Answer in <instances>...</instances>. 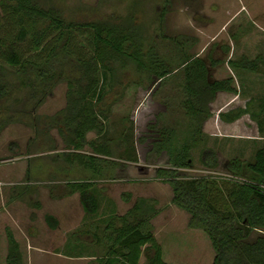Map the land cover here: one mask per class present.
Listing matches in <instances>:
<instances>
[{
	"label": "rangeland",
	"instance_id": "374dc122",
	"mask_svg": "<svg viewBox=\"0 0 264 264\" xmlns=\"http://www.w3.org/2000/svg\"><path fill=\"white\" fill-rule=\"evenodd\" d=\"M45 2L59 8L66 21H99L112 16L127 23L133 18L144 33V50L154 46L161 58L172 63V72L164 79L150 80L148 73L135 75L131 68L119 71L120 83L114 84L104 101L105 137L117 139L125 128L132 126L138 161L105 159L107 163H100L103 175L99 177H92L90 171H83L76 163L65 162L61 154L67 151L57 130L42 124L45 116H53L64 108L65 82L57 83L36 108L39 133L22 122L3 129L0 133V264H7L8 231L18 243L23 264H95L91 257L95 249L75 240L72 234L86 228L92 220L101 222L108 214H123L139 197L156 202L158 214L151 225L166 262L211 264L214 252L207 236L202 230L190 227L189 214L171 203V186L156 176L158 168H169L171 164L167 152H157L153 143L163 129H173L178 142H188L189 120L182 108L183 66L179 67L182 59L178 60V56L181 52L201 58L211 56L221 60L212 69V77L217 80L232 77L240 95H217L202 139L189 151L191 166L178 168L176 175L222 181L229 176L225 170L227 160L253 159L255 151L264 144V133H259L256 121L246 114L237 123L238 127L232 126L234 130L228 132L219 113L252 101L249 112L264 117L260 113L264 104V75L242 72L240 67L228 64L245 57L258 60L259 69L264 70V0ZM243 122L250 130L244 132L240 126ZM87 138L93 139L95 135L89 133ZM204 149L216 152V167L202 164ZM82 179L96 184L99 208L95 215L85 213L78 193H67L66 182ZM127 194L131 195L129 201L125 200ZM48 214L57 219L56 229L47 226Z\"/></svg>",
	"mask_w": 264,
	"mask_h": 264
},
{
	"label": "trees",
	"instance_id": "16d2710c",
	"mask_svg": "<svg viewBox=\"0 0 264 264\" xmlns=\"http://www.w3.org/2000/svg\"><path fill=\"white\" fill-rule=\"evenodd\" d=\"M111 17L66 21L60 9L45 0H0V133L21 122L39 133L36 108L57 83L65 82L64 108L45 116L42 124L57 130L67 151L61 154L64 161L76 163L92 177L103 175L100 163H107L105 159L138 161L132 126L117 139L105 137L104 101L114 84L120 83L119 71L131 68L135 75L148 73L150 80L164 79L172 72V63L161 58L154 46L144 50V33L133 18L124 23L123 18ZM178 60L179 67L183 66L182 108L189 120L190 139L180 143L173 129L159 131L153 146L157 152H167L171 167L158 168L156 176L169 183L171 203L189 214L190 227L207 236L214 252L211 264H264V144L250 161L227 160L225 170L242 183L176 175L178 168L191 166L189 151L202 139L217 94L236 92L232 77H212V69L221 60L182 52ZM228 64L254 71L258 60L242 57ZM251 102L219 113L220 120L231 123L248 114L259 133H264V117L249 112ZM261 108L263 114L264 104ZM89 133L95 138L89 140ZM201 162L216 167V152L204 149ZM65 187L68 194L78 193L85 213H97L93 180L68 181ZM130 197L127 194L125 200ZM157 214L154 200L139 197L123 214H108L101 222L92 220L72 237L95 249L91 255L95 264H171L163 259L153 233L151 220ZM45 222L50 229L58 226L49 214ZM7 241V264H23L18 243L9 231Z\"/></svg>",
	"mask_w": 264,
	"mask_h": 264
},
{
	"label": "crops",
	"instance_id": "0c3cea01",
	"mask_svg": "<svg viewBox=\"0 0 264 264\" xmlns=\"http://www.w3.org/2000/svg\"><path fill=\"white\" fill-rule=\"evenodd\" d=\"M241 69V71L242 72H248V73H251V74H255V73H261L262 75H264V70H260L259 69V67H258V65H257V68L254 70V71H250V70H247V69H243V68H240ZM253 77V76H252ZM258 79V78H257ZM256 79V80H257ZM264 79V78H263ZM251 80H253V81H255V78H251ZM259 80V79H258ZM253 86V85H252ZM253 88V87H252ZM221 93H227V92H220V93H218V94H221ZM217 94V95H218ZM235 95L237 94V95H240V93L239 92H237V89H236V92L234 93ZM260 96L262 95L263 96V94H259ZM225 100H227L226 98L224 99V101ZM249 101V100H248ZM251 102V101H250ZM251 104V103H250ZM238 107H241V108H244L245 107V104H244V106H241V105H236V106H233V107H228V109L227 110H223L222 111V113H224V112H227V111H229V110H231V109H234V108H238ZM242 119H244L243 117H241V118H239L238 120H236V121H234V122H231V123H226V122H222L223 124H224V130H226V131H228V132H231V129H233L234 130V128H231L232 126L233 127H238V126H236L237 125V123H239V121L241 120V121H243ZM240 126H242L243 127V130H244V132L246 131V130H250V127H248V126H245V124H244V122H243V124H241ZM242 130V131H243ZM243 134V133H242ZM241 137H244V136H241ZM239 158V157H238ZM241 158V157H240ZM242 159V158H241ZM98 182L100 183V182H102V180H98Z\"/></svg>",
	"mask_w": 264,
	"mask_h": 264
},
{
	"label": "built area",
	"instance_id": "2783aa9c",
	"mask_svg": "<svg viewBox=\"0 0 264 264\" xmlns=\"http://www.w3.org/2000/svg\"><path fill=\"white\" fill-rule=\"evenodd\" d=\"M226 179H230V180H233V181H235V182H239V183H242V182H243V180H241V179H239V178H237V177H234V176H232V175H230V174H229L228 178H226ZM261 187H262V189H264V185L261 186Z\"/></svg>",
	"mask_w": 264,
	"mask_h": 264
},
{
	"label": "flooded vegetation",
	"instance_id": "af4514ba",
	"mask_svg": "<svg viewBox=\"0 0 264 264\" xmlns=\"http://www.w3.org/2000/svg\"><path fill=\"white\" fill-rule=\"evenodd\" d=\"M158 140V138L155 139V141Z\"/></svg>",
	"mask_w": 264,
	"mask_h": 264
}]
</instances>
